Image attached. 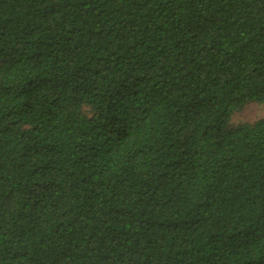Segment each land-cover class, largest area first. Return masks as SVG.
I'll return each mask as SVG.
<instances>
[{
    "label": "trees",
    "instance_id": "1",
    "mask_svg": "<svg viewBox=\"0 0 264 264\" xmlns=\"http://www.w3.org/2000/svg\"><path fill=\"white\" fill-rule=\"evenodd\" d=\"M264 0H0V264H264Z\"/></svg>",
    "mask_w": 264,
    "mask_h": 264
},
{
    "label": "rangeland",
    "instance_id": "2",
    "mask_svg": "<svg viewBox=\"0 0 264 264\" xmlns=\"http://www.w3.org/2000/svg\"><path fill=\"white\" fill-rule=\"evenodd\" d=\"M262 117H264V104L252 101L232 114L229 126L232 127L246 122H254Z\"/></svg>",
    "mask_w": 264,
    "mask_h": 264
}]
</instances>
